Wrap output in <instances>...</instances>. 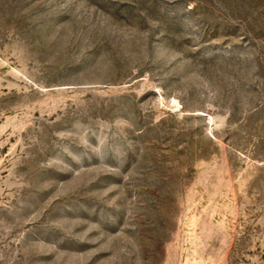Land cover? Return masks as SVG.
I'll list each match as a JSON object with an SVG mask.
<instances>
[{"label": "rangeland", "instance_id": "obj_1", "mask_svg": "<svg viewBox=\"0 0 264 264\" xmlns=\"http://www.w3.org/2000/svg\"><path fill=\"white\" fill-rule=\"evenodd\" d=\"M0 264H264V0H0Z\"/></svg>", "mask_w": 264, "mask_h": 264}]
</instances>
